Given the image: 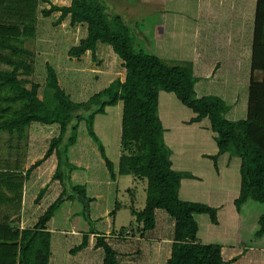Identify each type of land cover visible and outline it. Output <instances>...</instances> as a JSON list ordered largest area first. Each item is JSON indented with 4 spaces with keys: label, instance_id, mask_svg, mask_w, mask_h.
Returning a JSON list of instances; mask_svg holds the SVG:
<instances>
[{
    "label": "crops",
    "instance_id": "0c3cea01",
    "mask_svg": "<svg viewBox=\"0 0 264 264\" xmlns=\"http://www.w3.org/2000/svg\"><path fill=\"white\" fill-rule=\"evenodd\" d=\"M49 1L42 3L43 5L39 3L38 6L36 39L30 43L35 60L34 73L30 78L41 85L36 77L40 72L47 77V65H51L57 72L61 87L76 102H85L89 99L84 93L90 85L95 87L97 93L108 87L116 78L124 81L126 68L123 66V60L107 43L99 42L95 54L88 50L81 57L69 55L70 49L78 46L81 40L87 37V25L85 23L71 25L70 14L59 21L61 11H55L49 16L44 15L42 10L50 8L52 4L59 6L71 4V0L63 3ZM179 9L184 10L183 17L180 18L181 25L176 26L177 22L171 23L169 33L168 27L165 28L164 23L162 24L163 27L156 36V43L154 42L161 50L156 55L167 60L192 62L197 77L195 84L197 96L216 95L223 98L229 105L226 114L229 120L250 119L255 113L260 115V120H264V111L258 112L256 109L259 107H255L251 101L254 88L261 92L264 89V79L260 85L253 79L255 70L259 68L256 46L262 40L264 43L262 31L264 9L259 8V0H197L196 6L187 4ZM172 34L179 42L178 46L172 45L169 41L167 43L166 39ZM258 34L262 37L260 42L257 41ZM164 40L165 43L162 44ZM107 57L113 61L105 63ZM100 61L101 63L97 65ZM1 65V69L7 68ZM73 70L86 74L87 76L82 77H86L87 81L74 82L70 86L62 85L61 78H67V72ZM42 86L45 85H41L39 89L41 98ZM123 107L124 104L120 101L117 105L107 107L104 113L97 114L94 120L95 133L104 147L106 157L114 164L115 172H118L121 154ZM158 114L165 129V142L172 151V168L191 174L190 177L181 180L179 197L185 201L206 203L217 209V223H213L208 214L195 215L199 225L198 240L208 244H219L227 264H264V236H257L264 204L261 206L253 202L256 200L248 199L240 209L236 206V200L241 193V159L229 153H219L216 133L211 128L209 118L192 121L197 114L177 101L170 92L160 91ZM33 127H38L40 131L33 132ZM49 127L56 128L53 137H58L59 125L35 122L28 130V138L21 140L22 148L18 147L16 139L11 137L12 139L5 140L8 142L3 145L6 150L4 152L0 150V155L8 158L14 156L10 158L14 162L19 157L21 171L25 175L19 220L22 221L21 228L26 227L24 221L30 219L31 206L35 205L34 202L42 189L46 188V192L36 204L38 208L44 207L42 213H38L36 221L63 191L60 181L53 178L58 163L56 153L28 172L32 165L44 157L49 148L48 145L40 158L32 159L35 141L49 138L48 144L51 142L52 137L46 135L43 138L42 133L43 129L47 130ZM248 134L264 149V127L251 124ZM76 144L71 148L74 149ZM97 148L100 150L99 145ZM110 150L115 155L118 153L116 159H111ZM100 155L103 157L102 153ZM69 160L76 166L71 176L73 185L85 189L88 201L80 196L77 198L85 203L83 213L86 215L88 211V223L82 226L85 229L79 227V221H83L78 218L80 209L75 212L74 209L70 210L64 220L65 224L59 223L57 214H54L47 225L51 232L49 264H103L105 252L102 247H96L99 234L105 235L107 242L117 251L120 264H169L175 236V219L166 210L157 208L156 226L144 236L133 233L129 236H126V233L123 236L115 234L116 224L127 226L133 219L127 207L113 214L123 177L117 176L114 180L108 169L104 178L94 180L87 173L89 164L86 165L88 170L84 171V164L76 163L77 161H73L71 157ZM104 161L106 164L105 159ZM47 167L49 178L42 183L47 175L43 170ZM81 171L85 173L83 177L79 174ZM99 184L102 185L99 187L97 186ZM127 187H133V183L129 182ZM29 194L32 201L28 200ZM77 198L65 201L63 207L73 205ZM113 198L114 202L108 205V199ZM104 201L107 205L102 212L99 206ZM92 222L94 226H91ZM94 231L96 233H93ZM247 235L257 237L258 242H247L245 240ZM85 236H88L89 244L82 250L74 252V248L83 242Z\"/></svg>",
    "mask_w": 264,
    "mask_h": 264
},
{
    "label": "trees",
    "instance_id": "16d2710c",
    "mask_svg": "<svg viewBox=\"0 0 264 264\" xmlns=\"http://www.w3.org/2000/svg\"><path fill=\"white\" fill-rule=\"evenodd\" d=\"M39 2L0 0V64L7 67L5 70L0 67V138L3 133H8L18 141L26 140L30 126L35 122L59 125L58 137L51 140L44 157L28 172L56 153L58 163L53 178L60 181L63 191L34 226L21 228L19 220L25 175L21 171L19 157L14 162L0 155V264H49L51 232L48 222L65 201L78 196L86 199L85 189L71 184L76 166L68 157L69 149L78 140L82 121L86 122L88 133L98 143L111 177L114 180L117 176L130 177L133 183V187H127L129 196L125 203L117 199L113 211L114 214L127 207L133 219L127 226L116 224L115 234L123 236L131 229L134 235L144 236L155 228V210L161 208L175 219L169 264H227L219 244L203 243L197 237L199 225L195 215L208 214L212 222L217 223V209L179 197L181 180L191 174L172 168V151L165 142V129L158 114L159 93H175L197 114L192 121L209 118L216 133L219 153H229L241 159V193L236 200L238 209L248 199L264 204V149L248 134L251 124L264 127V120H260L258 113L250 119L229 120L226 117L229 105L223 98L197 96V77L192 62L167 60L145 49L136 50L135 34L123 17L109 14L98 0H71L69 6L52 4L42 13L49 16L61 11L59 21L70 14L71 25L85 23L88 35L78 46L70 49L69 55L81 57L88 50L95 54L99 42L107 43L123 60L125 80L116 78L87 101L76 102L61 87L56 70L48 64L41 98V85L30 78L35 68L30 43L36 39ZM259 8L264 9L262 0H259ZM260 44L264 48L263 40ZM257 65L259 68L255 70L253 79L260 85L264 79V64ZM120 101L124 104L121 154L119 169L115 172L114 164L106 157L95 133L94 120L97 114L104 113L107 107ZM262 108L264 106L256 110L263 112ZM45 192L46 188L39 192L36 202L43 198ZM259 226L257 236H264V212L259 218ZM106 238L99 234L96 243V247H102L105 252L103 264H120L117 251ZM88 244L89 238L85 236L73 251L78 252Z\"/></svg>",
    "mask_w": 264,
    "mask_h": 264
},
{
    "label": "rangeland",
    "instance_id": "374dc122",
    "mask_svg": "<svg viewBox=\"0 0 264 264\" xmlns=\"http://www.w3.org/2000/svg\"><path fill=\"white\" fill-rule=\"evenodd\" d=\"M66 0H55V2L57 3H63ZM100 1L103 5H105L107 12L111 15H121L123 17V20L129 25L130 29L134 32L135 34V39H134V47L136 50H140V49H145L146 51L152 52V53H160V49L159 46H156V44H154V42L156 43V36L157 33H159L160 28L163 27L162 24L164 23L165 28H167V32L169 30H171V23L177 22L176 26H180V18L183 17V13L184 10L183 9H179L182 6L185 5H193L196 6L197 5V0H98ZM49 3L50 1L48 0H42L39 3H41V5H43L42 3ZM46 5V4H44ZM162 31V30H161ZM179 31V29L177 30ZM262 31H264V28H262ZM175 32V31H174ZM176 33V32H175ZM50 34V33H49ZM142 34V35H141ZM53 35V34H52ZM167 43L168 41L174 45V46H178L179 42L177 41L175 35H171L169 36L167 39ZM257 41L260 42L261 41V35L258 34L257 36ZM165 43V40L162 41V44ZM254 56H255V52H254ZM264 57V48L259 44H257L256 46V60L258 62L259 65L264 64V61L262 60V58ZM109 58V57H107ZM105 59L104 62L105 63H111V61H113L111 58V60L109 59ZM174 61H178V60H174ZM96 62V61H95ZM101 63L98 62L97 65ZM117 65V64H116ZM118 69H120V66L118 67ZM114 71V70H113ZM67 78H61V84H68V86H70L71 84H74V82L76 83H81L82 81H87L86 77H82V75L87 76L86 74L83 73H79V72H75L74 70L71 72H67ZM89 77V75H88ZM36 80L39 81L41 83V85H45L46 84V76L44 74H38L36 77ZM28 86H30V84H28ZM44 86H42L41 88V92L40 95L42 96L43 91H44ZM251 90V89H250ZM95 93V87H93L92 85H90L87 88V91L84 93V96L88 98H90L92 95H94ZM170 94L179 102H181L179 100V98L175 95V93L170 92ZM82 96V97H84ZM83 100H85L84 98H82ZM251 101L253 103V105L255 107H261L264 106V90L261 92L259 89H253L252 91V98ZM19 107H21V103H19ZM249 115V110L248 113ZM55 127H49L47 130L43 129L42 133L44 134V137H46V135L52 137L51 139L55 138L53 137L55 135ZM33 132H37L40 131L38 130V127H33L32 128ZM36 136V135H35ZM2 138V139H1ZM0 138V150L2 152H4L6 150V148L3 146L5 143H7L8 141L5 140H9L11 137L8 135V133H3L1 135ZM12 138H15L17 140V137L13 136ZM11 138V139H12ZM50 139V141H51ZM15 143L17 144L18 147L22 148L21 144L22 141L19 142L17 140ZM257 140V139H256ZM49 138L48 139H44V140H38L35 141L34 143H36V145L34 146V151H33V158L32 159H37L40 158L42 154H44L46 148L48 147V145L50 146V142L48 144ZM258 141V140H257ZM96 141L90 136V134L88 133V129H87V125L85 121H82L79 125V130H78V144H76V147L74 149L70 148L69 149V157L72 158L73 161H77L76 163H82L85 166L84 171H87L88 167L86 166L87 164H89V170L87 173H89L88 175L93 178L94 180H98V179H102L105 177V175L108 172V168L105 164L104 158L100 155V150L97 148L98 145L95 143ZM23 154V153H22ZM118 153L115 155L111 150H110V157L111 159H116ZM6 158V157H5ZM10 158H14V156H10ZM84 171H81L79 174L81 177H83L85 175ZM44 174H47L42 183L45 182L48 178H49V167L45 168L43 170ZM73 181H71V184ZM130 182V177H124L120 183V191L119 194L117 196V199H120L121 202L125 203V201L127 200V196H129L128 194H126L127 192V184ZM102 184H99L97 186H101ZM33 193V190H32ZM31 193V195L33 196V194ZM29 194V199L30 201H32V196ZM139 194H137L138 197ZM79 198L75 199V203H73V205H66L65 208L63 207V205L58 209V211L56 212L57 216H58V222L61 224H65L64 220L66 219V215L67 213L70 212V210L74 209V212L76 210L81 211V213L79 214L80 220L83 219V221H79L78 225L79 227H82L84 225V223H88L87 221V217H88V211L86 212V215L83 213L84 209H85V203H83L82 201L78 200ZM116 199V198H115ZM137 201V199H136ZM114 202V198L113 199H108L107 203L108 205ZM256 202V204H261V206H263V203L259 202V201H253ZM35 205L31 206V210H30V219L28 221H24V225L27 227H32L36 224V219L38 218V213H42V209L43 207L38 208L36 202H34ZM106 201L103 202V204L101 206H99V208L101 209V211H105V206H106ZM38 208V210H37ZM101 212V213H102ZM82 217V218H81ZM20 225L22 223V221H19ZM91 226H94V223H91ZM81 229H85L84 227H82ZM97 229L98 225H97ZM245 240L249 243H257L258 239L257 237L253 236V235H247V237L245 238Z\"/></svg>",
    "mask_w": 264,
    "mask_h": 264
},
{
    "label": "built area",
    "instance_id": "2783aa9c",
    "mask_svg": "<svg viewBox=\"0 0 264 264\" xmlns=\"http://www.w3.org/2000/svg\"><path fill=\"white\" fill-rule=\"evenodd\" d=\"M132 233H131V231L130 230H127V232H126V236H129V235H131Z\"/></svg>",
    "mask_w": 264,
    "mask_h": 264
}]
</instances>
